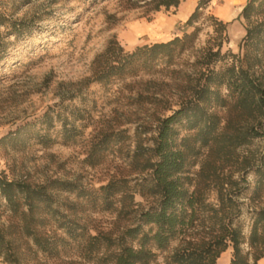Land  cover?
<instances>
[{
    "label": "trees",
    "instance_id": "1",
    "mask_svg": "<svg viewBox=\"0 0 264 264\" xmlns=\"http://www.w3.org/2000/svg\"><path fill=\"white\" fill-rule=\"evenodd\" d=\"M182 1L145 3L159 11ZM208 1L199 0L182 34L167 40L126 49L113 37L93 60L91 77L82 82L183 74L176 87L185 95L170 114L157 118L150 145L126 128L98 132L88 142L85 161L95 167L135 140L129 166L136 176H114L90 187L73 179L34 183L0 173L4 264H28L31 251L55 257L72 243L81 246L87 259L105 264H159L164 252V264H218L229 247L228 264H259L264 258V207L253 210L248 234L240 220L248 190L249 200L264 202V144L255 145L264 139V0H248L243 7L240 17L248 23L240 53L223 51L227 24L211 16L218 43L197 51L188 69H179L195 48L201 31L195 23ZM1 2L0 63L12 44L9 37L19 39L34 25L10 15ZM79 95L69 90L41 117L3 135L0 144L25 149L76 143L89 126L86 111L73 103ZM250 172L253 185L247 180ZM212 190L216 203L210 201ZM136 194L145 203L136 201ZM90 211L115 213L114 226L93 232L84 218Z\"/></svg>",
    "mask_w": 264,
    "mask_h": 264
},
{
    "label": "rangeland",
    "instance_id": "2",
    "mask_svg": "<svg viewBox=\"0 0 264 264\" xmlns=\"http://www.w3.org/2000/svg\"><path fill=\"white\" fill-rule=\"evenodd\" d=\"M146 0H2L1 6L15 18L34 22L30 33L12 41L9 52L0 63V138L26 121L41 117L45 111L60 103L69 90L79 94L73 103L86 111L89 126L84 135L73 144L56 143L50 147L31 144L25 149H14L0 144V173L10 178H22L42 183L50 178L77 180L90 187H98L114 176H136L129 166L136 141L122 151L110 152L98 166L85 161L88 142L101 131L126 128L131 135L138 134L144 145L151 144L157 118L168 115L178 107L180 98L176 84L182 73L169 72L118 79L110 84L82 83L92 75V64L108 41L115 37L126 49L158 40H167L182 34L184 24L197 7L199 0H183L179 7L153 10ZM248 2V1H247ZM225 0H209L201 8L202 15L195 25L201 27L193 51L186 54L177 68L185 70L200 49L217 44L214 19L220 18L218 7ZM183 11L185 20H175ZM241 14V13H240ZM227 24V39L223 51L240 53V44L246 34L244 17ZM193 30L190 29V31ZM70 104V101H65ZM170 107L171 109H168ZM135 139V138H134ZM264 139L257 141L263 145ZM199 164L192 168L193 173ZM192 173V174H193ZM132 174V175H131ZM237 176V175H236ZM255 174L250 172L248 182L253 185ZM248 190L241 199L240 220L249 233L252 212L264 207V202L249 200ZM217 192H210V201L216 203ZM136 201L145 203L140 194ZM84 218L92 231L114 226L116 214L87 212ZM28 264H105L89 260L81 246L72 243L55 257L34 252ZM233 249L229 247L218 264L228 262ZM167 252L159 255L164 264ZM0 264H4L0 259ZM259 264H264L263 259Z\"/></svg>",
    "mask_w": 264,
    "mask_h": 264
},
{
    "label": "crops",
    "instance_id": "3",
    "mask_svg": "<svg viewBox=\"0 0 264 264\" xmlns=\"http://www.w3.org/2000/svg\"><path fill=\"white\" fill-rule=\"evenodd\" d=\"M248 0H225V4L223 6L218 7V14L220 15V18L224 21H233L235 18H238L240 13L243 10V7L247 4ZM180 13L176 16L175 20H185L186 14L180 10ZM225 252L221 255L219 258L222 259ZM264 261V258H262ZM230 261V259H229ZM228 262H225L224 264H228Z\"/></svg>",
    "mask_w": 264,
    "mask_h": 264
}]
</instances>
